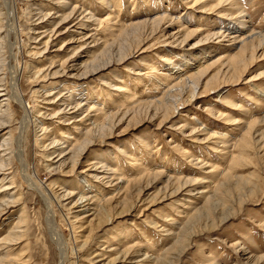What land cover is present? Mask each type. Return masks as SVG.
Listing matches in <instances>:
<instances>
[{
    "label": "rangeland",
    "instance_id": "obj_1",
    "mask_svg": "<svg viewBox=\"0 0 264 264\" xmlns=\"http://www.w3.org/2000/svg\"><path fill=\"white\" fill-rule=\"evenodd\" d=\"M4 1L0 0V17ZM104 1L107 2L66 0V3L60 4V0H11L14 15H17L15 29L19 45L16 53L21 93L33 110L26 130L30 173L37 177L42 190L54 198L53 217L68 248L66 264H107L115 257L117 248L130 250L133 258L137 259L132 263L119 259L114 264H143L136 261L144 259L146 254L156 258L166 256L176 261L175 264H264V43L253 47L256 49L255 60L249 64L250 54L246 52L243 56V46L239 41L252 32L264 34V0H236L237 4L232 7L231 2H227L224 8L218 10L216 5L220 0H202L195 5L196 0H113L108 4ZM74 8V13L62 21V15H68ZM234 8H239L243 14L240 17L219 14L233 13ZM168 16L180 22L162 21L158 28L161 31L156 30L155 33L147 27L118 36L119 30L125 27ZM107 18L111 19L110 26L99 25L100 20L106 21ZM80 21L82 23L78 25ZM187 27L195 34L184 41L188 32L180 30ZM221 30L226 32L224 36L211 35L207 38L209 34ZM234 33L241 37H232ZM115 38L114 44L112 41ZM48 39L50 45L41 55L32 53L43 50L46 45L39 42ZM139 39L143 43L135 49ZM106 44H114L113 58L100 55ZM61 47L63 50L60 51ZM130 50H133L131 54ZM118 51L129 55L122 57ZM3 52L0 53L1 60ZM231 54H241L248 63L246 73L237 83L230 82L226 69V58ZM71 55H75L76 61L66 68V74L61 72L56 76L52 73L42 83V78L33 81L36 69L51 66L49 70L52 72ZM179 56L192 59L187 70L190 75L203 73V67L208 69L194 82L199 84L196 93L207 89L210 93L196 95L189 102V87L183 89L176 86L178 77L183 74L182 68H185V62ZM94 57L96 60L101 58V61L111 58L106 65L111 64L110 68L85 78L79 77L85 66L93 65ZM166 58L171 59L173 65H167L168 62L163 61ZM121 59L124 60L119 61ZM53 61L55 63L51 65ZM152 64L158 73L167 74V77L160 74L155 78L156 84L149 81L153 77L147 74ZM4 74L0 69L2 93L8 88ZM105 81L107 87L104 86ZM118 87L137 94L136 100L142 99L146 93L150 97L147 100L154 96V100H158L166 94L168 102L182 103L167 120L162 116L153 118V112L148 113L143 107L131 111L119 121L122 114L117 111L124 109L119 105L127 104L128 95L120 92ZM218 89V92L212 91ZM86 91L95 93L99 100H85ZM34 92H39V95L34 96ZM69 97L74 103L66 100ZM82 100L88 103L77 110L79 106L76 102ZM183 101H186L185 105ZM4 102L1 105H6L7 102ZM89 104L95 106L91 111ZM75 108L77 112H72ZM101 108L110 116L106 125L113 119L115 121L112 134L108 131L104 139H97L98 142L96 140L87 147L77 157L79 163L71 171L73 159L69 146L73 136H80L73 127L86 133L87 127H93L92 121ZM2 109L5 110V107ZM20 110V106L15 104L13 113L17 114ZM221 114H228L231 120L224 119ZM20 120H14L12 129H16ZM233 120L236 121L233 123ZM43 128H47V132ZM194 128L197 130L193 131ZM205 129L210 132L209 135L217 133L219 137H227V146H235V154L241 151L244 154V159L234 167L233 178L228 181V193L224 181L230 157L221 154L225 145L220 138L215 145L206 139L209 135H205ZM65 133L70 137L67 140H71L68 143L63 139ZM6 136L9 137L4 134V129L0 130V143ZM53 139L60 142L50 144ZM8 152L0 150V154ZM132 158L139 160L140 167H134ZM199 161L215 165L218 176L210 173V168H201ZM103 165L106 169H98ZM141 171L146 174L161 173V176H151L137 184L138 190H133L129 193L132 196L127 198L125 187L129 183H122V178L127 181L134 177L140 179ZM97 175L101 177L99 180ZM14 176L16 182L11 183L13 187L9 193L0 194V199L4 198L0 202V242L9 233L23 236L11 245H2L0 258L5 257L7 261L18 264H57L58 251L46 227L47 208L34 189L21 185V178L16 172ZM14 176L11 173L7 180L0 181V185H9ZM1 177L2 174L0 180ZM178 180L189 181V184L176 196L162 199L166 192L174 189ZM85 181L92 184L90 189L94 194L100 190L103 193L100 196H114L112 204L117 212L134 202L138 204L137 208L99 229L98 220L93 219L96 198L94 203L85 199L77 202L84 191ZM220 184L221 188L216 191L215 186ZM155 197L157 203L150 205L148 201ZM208 200L211 201L210 207L215 201L222 202L218 215L221 217L219 211L224 209L229 217L214 230H205L206 221L195 224L188 233L192 236L189 248L179 254L177 246L180 238L177 240L176 235L182 232L189 216L204 210L203 214L207 213ZM21 216L25 217L26 223L19 225ZM75 216L80 222H76ZM166 219L177 220L178 224L171 227V221L165 222ZM152 220L158 223V227H153ZM168 228L175 233L167 235ZM91 230L95 236L93 239L90 238ZM89 238L92 240L89 246L80 249ZM138 246H141V251Z\"/></svg>",
    "mask_w": 264,
    "mask_h": 264
},
{
    "label": "bare ground",
    "instance_id": "obj_2",
    "mask_svg": "<svg viewBox=\"0 0 264 264\" xmlns=\"http://www.w3.org/2000/svg\"><path fill=\"white\" fill-rule=\"evenodd\" d=\"M65 1L66 0H60V4H63ZM110 1H113V0H107V2H105V1L104 2H105V4H108V2H110ZM197 1L201 3L202 0L194 1L193 5L197 4ZM205 1H207V0H203V2H205ZM4 2L5 3H4L3 8L1 9L2 13H1V17H0V53L2 51H4L2 53L3 54L2 55L3 59L2 60L0 59V63L3 64L2 66H0V69L3 70V73H5L4 75H6L5 79L7 80L8 88H7V90H6V88H5V90H3L5 94L2 93V90H0V108H1V110H0V113H1L0 114V130L4 129V134L9 135V137L6 136V138H4V140L0 143V146H1L0 150L1 151L2 150L3 151H5V150L8 151L9 150V152L0 154V174H2V177H1L0 181L7 180L8 175H11V173H12V176H14L15 172H16V175H18L21 178V185L26 186L28 188H32L39 194L40 199L43 201L44 206H46V208H47V212H46V227H47V231H48V233L50 235V238L53 241V243L55 244V247L57 248L56 250L58 251V261H57L58 263L57 264H66V262L69 259L68 248H66L67 246L65 247V243L66 242L64 243L63 236L61 234H59V231L57 229V226L55 224V220H54V217H53V215H54L53 214V212H54V210H53L54 209V205H53L54 204V200L53 199L54 198H52L48 192L42 190V187L39 184L37 177L33 176L30 173V165H29V162H28L29 161L28 160L29 159L28 158V150H26V147H27L26 146L27 145V143H26V140H27L26 132L27 131L26 130H27V127H28V123L31 120L30 115L33 112V110H32V107H30L29 104H27L25 102L24 95L21 93V87H20V81H19V75H18L19 74L18 70H20V69L17 67L18 66V64H17L18 60H17V53H16V49H17V47L19 45L18 44L19 40H18V37H17L18 34H17L16 29H15L16 28V24H15L16 20L15 19H16L17 15L16 16L14 15V9H13L14 5L12 6L11 0H5ZM227 2H231V7L233 5H235V4H237L236 0H220L218 2V4L216 5V7H217L216 10L224 8L223 6ZM238 9L239 8H234L233 10H235V12L230 13V14H228V13H219V14L221 16L230 15L231 17H240L243 14V12L238 10ZM74 11H75V8L68 15L67 14H63L62 18H61L62 21L67 19L68 17H70L74 13ZM209 11H212V10H209ZM88 21H89V19H88ZM110 21H111V19H109V18H107L106 21L100 20L99 21V25L107 24L108 26H110ZM162 21H164L165 23L170 21V23H172L173 21H176V20H174V17H171V16L164 17V18L157 17V18H155V19H153L151 21L143 22V24H141V25L133 24V25H130L129 27H125L124 29L119 30V32H118L119 35L118 36L123 35L124 32L128 33V32H131L133 30H140V29L147 28V27H150L152 29V31H153L152 33H155L156 30H160L161 31V28L160 29H158V28L160 27V24H161ZM179 22L180 21L178 19V22L176 21V23H179ZM80 23H82V21H80L78 23V25ZM81 26H84V25H81ZM181 26H183V25H181ZM129 29H131V30H129ZM112 31H113V29L111 30V33H112ZM184 31L188 32L187 35L184 36L185 37L184 41H186L187 38H189L190 36L195 34V33H193V31L188 29V27L187 28H183L182 30H180V32H184ZM45 32H48V31H45ZM198 32H200V31H198ZM52 33H53V31H52ZM152 33H150V34H152ZM225 34H226V32L222 33V30H221V31H217L216 34L215 33L214 34H209L207 38L212 37L211 35L224 36ZM256 34L257 33H253L252 32V34H250L249 36L246 35V36H243V37H241L240 35H236V33H234V35H232V37H241L240 40H239L241 42L242 46H243V50H241V52H242L243 56H246V52H249L248 53V54H250V58H249L250 62H249V64L252 61L255 60L254 51L256 49H254L253 47L256 44H258L260 46L261 44L264 43V34H261V33L258 34V35H256ZM163 36H166V35H163ZM47 37H48V35H47ZM50 38H51V35H50ZM84 38L87 39L86 35H85ZM236 39H238V38H236ZM49 40L50 39L41 40L39 43L44 42L45 45H46L45 48L43 50H39V51L35 50L32 53L35 54V55L36 54L41 55V52H43L45 49H47L49 47V45H50ZM115 40H116V38L112 41L114 44L116 43ZM142 43H143L142 39H139L138 40V44L136 45L135 49L139 48V46ZM114 44H112V45H109V44L107 45L106 44L103 47V51L104 52L101 53L100 55H102V56L103 55H110V57H111L114 54V51H115ZM60 49H62V47L59 48V50ZM132 51L133 50H130L129 54H131ZM117 53L119 55H122V57H125L126 55H129V54H126L123 51H121V52L118 51ZM113 57L114 56H112L111 58H113ZM179 57L181 59H183V61L185 62V65H184L185 68L184 69L182 68L183 74H180V76L178 77L179 81H178V84L176 83V86L182 87L183 89L189 87L188 92L190 91V94H191L189 99H188L189 102L191 101V99L193 100V97L196 96V95H200V94L203 95L205 93H210L211 91L209 89H207L203 93H200V91L198 93H196L195 90L199 88V84L194 82V81L199 80V78L203 75V73L206 72L208 69L203 67L205 70L203 68L200 69V70H204L203 73H200L201 72L200 71L197 75H194V74L190 75L189 72H187V70H188L190 62H191L190 60H192V59L191 58L187 59L184 56H179ZM94 59H95V57H94ZM110 59H106L104 61H101V58H98L97 60L95 59L96 61L93 60V65L90 66V67L89 66H85L84 72H82L83 74L81 76H79V77H81V78L84 77L85 78L89 74L90 75L91 74H96V72L99 73L101 70H104V68H106V67L110 68L109 66H111V64L106 66L107 64L110 63V62H108V60H110ZM226 59H227L226 69L228 70V74L230 76V82L231 83L240 82L239 80L242 78L243 74L246 73V70H247V67H248L247 66L248 63L245 62L244 59H242L241 54H237L236 56H233L231 54ZM122 60H124V59H121L119 61H122ZM74 61H76L75 55H71L70 57H68L66 60H64L61 63L59 69H55L52 72H51V70H49L51 66H49L47 69H44V68L36 69L35 68L36 71H35V73H33V74H35V76H34L35 80H33V79L32 80L35 82V81H38L39 78H42L43 79V80H41V83H42V82L46 81L47 77L49 75H51L52 73H53V75H56V76L60 75L61 72L66 74V70H67L66 68H69L70 67L69 65L72 62H74ZM119 61H116V62H119ZM163 61L164 62H168L167 65H173L172 60L169 59V58H166ZM54 63H55V61H53L51 63V65L52 64L54 65ZM71 67H72V69H74L73 66H71ZM151 67L152 68H151L150 72L147 73V74H148L149 77L152 76L153 80L151 78H149V81L155 83L154 79L158 78V76H161L162 74H163V76L167 77V74L164 75V73H161V72L158 73V71L155 70L153 64H152ZM226 76H227V73H225V78H226ZM223 80H225V79L223 78ZM2 82H3V80H2ZM190 82H192V85L190 84ZM220 83H225V82H220ZM105 84H107L106 81L104 82V86L107 87ZM160 85H163V84H160ZM4 86L5 85H3V88H4ZM0 87H2V86H0ZM42 87H45V86L42 85ZM118 90L120 92H124L126 95H128L126 97L127 98V100H126L127 104L123 103L122 105H119V108H121V107L124 108V109H122L120 111H117L118 114L119 113L122 114V117H121V119H119V121L122 120L123 118H125L127 114H130L131 111H135L137 108L140 109V108H143V107H145L147 109L146 111L148 113L149 112L150 113L153 112V118L155 116H157V117H161L162 116L164 120H167V119H169V117L172 116V114H174V111L177 108H179L180 104L182 103V102H177V103L172 104V103L168 102L165 99L166 98L165 97L166 94L161 95L158 100H154L155 96L152 97L150 100H147L150 97H149V94L146 93L145 96L142 97V99L140 98V100L139 99L136 100L137 99L136 98L137 94L135 95L134 93H132L131 91L130 92L127 91V89H124L123 87H118ZM219 90L220 89L212 90V91L218 92ZM81 92L79 93L80 95L82 94ZM33 94H34V96L35 95L37 96V95H39V92H34ZM84 94H85V98H84L85 100L86 99L87 100H95V101L99 100V97L95 93L90 94L88 91H86V93H84ZM48 95H52V94L49 93ZM3 97H6L7 99H5ZM4 100L7 102L6 105H1V104H3ZM66 100L72 101V100H70V97L66 98ZM85 100L76 102V106H79L77 108V110L82 109V107H81L82 104L88 103ZM180 101H182V99ZM186 101H183L184 105H185ZM226 102L229 105H231L230 104L231 102L229 100H226ZM50 103H52V102H50ZM106 103L108 104V102H106ZM15 104H18L20 106V108H21L20 112L17 113V114L13 113ZM2 107H5V110L2 109ZM94 107H95L94 104H89V110L90 111L93 110ZM238 107L241 108L240 106H238ZM77 110L75 108L72 112H75V111L77 112ZM220 116L223 117L226 120H231V117L228 114L227 115L221 114ZM109 117H110L109 114L103 112V108H101L100 113H97L96 116L94 117V121H92L93 122V127L92 128L91 127H89V128L87 127L86 128V133H84V131L81 132L80 129H77L76 126L73 127V129L80 136L79 137H74L73 136V142L71 143L72 145L69 146L70 147V149H69L70 152L69 153H71L70 157H72V159H73V165L71 167V171H73V169H75L76 165L79 163L78 158L80 157V155L83 153V151L87 147H90L92 145V143L95 142L97 139H99V141L104 139V137H106L105 135L109 134L108 131L110 132V134H112V131H113L112 127H113V124H114L115 121L113 122L114 119L112 118L113 119L112 123L106 125V123H107L106 121L109 119ZM116 118H118V117H116ZM16 119L17 120L21 119V120L17 124L16 129H12L13 127H11V126L14 123V120H16ZM234 121H236V120H233L231 122L234 123ZM74 122H76V121H74ZM162 122L163 121H161L160 123H162ZM231 122H225V123L233 124ZM235 123H238V122H235ZM6 128L8 130H5ZM43 129L45 130V132H47V128H43ZM196 130H197V128L193 129V131H196ZM203 132L205 133V135H209L210 134V132L207 129H205ZM68 138H70V137H68V135L65 133L63 135V139H65V142H67V143L71 141L70 139L67 140ZM219 138L222 140L221 143H223V145H225L224 146L225 148L221 152V154L224 155L225 157L226 156L230 157V159H229V164L230 165H229V168L227 169V172H226V175H225V181H224L226 183L225 184L226 187H227L226 191L228 193L229 192L228 181L233 178L234 167L237 164H239L244 159V154H243L242 151L238 152V154H235L236 147L235 146L234 147L227 146L229 144L227 137H223V136L219 137V136H217V133L209 135V138L207 137L206 139L208 141L210 140V141L214 142L213 144L215 145V144H217L216 140H219ZM55 142H60V140L53 139L50 144H54ZM97 142H98V140H97ZM38 144L39 143L37 142V145ZM52 148H53V146H52ZM123 153L126 154V151H123ZM5 154H8L9 157H5L6 156ZM132 159H133L132 162H134L133 163L134 167H136V168L140 167L139 160H137L136 158H132ZM100 164H102V163H100ZM199 166L201 168H210L209 172L215 174V176H218L216 174L219 171L217 170V167L215 165H210V164L206 165V163L204 164V161H199ZM1 169L2 170H6V171H10V172H6V171L3 172L2 171L3 173H1ZM98 169H106V168H105V165H103L101 168H98ZM222 170L226 171V168H223ZM6 174H8V175H6ZM139 174L141 175L140 179H137V177H134L132 180L127 181L126 179L122 178V180H123V181H121L122 183H124V184L129 183L125 187L126 188L125 191L128 193L127 194V198H128V196H132V195H129V193H132L133 190H138L136 188L137 184H140V183L144 182L145 180H147L151 176H153V177L161 176V173H155V174H148L147 173L146 174L145 171H141ZM220 175H222V174H220ZM100 178L97 175L96 179L99 180ZM120 178L121 177L119 175V180H120ZM221 178H223V176H221ZM15 182L16 181H15V176H14V177L11 178V182H10L9 185H7V184L0 185L1 186L0 187V194H2V192L9 193L8 191L13 187L11 185V183H15ZM176 182H177V185L174 186V189H171L170 191L166 192L165 195L162 197V199H164L165 197L176 196L177 194H179L181 192L182 188L184 189V187L189 184V181L188 182H182L181 180H178ZM84 184H85L86 187L83 186V190L84 191H82V193L80 194L77 202L79 200H81V202H83L85 200L88 201V200H93V199L96 198V200H97L96 203H94V200H93V203L95 204V208L93 209V219H97L98 220L97 227L99 229L103 228L104 225H106V224L114 222L115 219H117L118 217H121V216L129 213L131 210L137 208L138 204L136 202H134L133 204H131V203L128 204L127 208H124V209L120 210L119 212H117V210L113 207V204H112L113 202H115L114 201L115 200L114 196H111V195H108V194L104 195V196H100V195L103 194V193H101L100 190H99V192L96 191L97 193L94 194V191H92L90 189V187L91 188L93 187L92 184H90L89 181H85ZM221 185L222 184H220L219 187L215 186L216 191H218L221 188ZM121 187L122 186H120V189H121ZM191 191H189V192H191ZM141 192H142V190L140 189V193ZM206 192L207 191H205L202 194L204 195ZM140 193H138V194H140ZM214 195L215 194H212L211 196H214ZM2 200H4V198H1L0 202ZM138 200H140L139 197H138ZM138 200H137V202H138ZM156 200L157 199L155 197V198L150 199L148 202L150 203V205H153V204L157 203ZM126 201H127V199L125 200V203H126ZM209 202H210V205H209L207 213L203 214L204 211H205L204 210L203 212H197L196 214L193 215V217H191V216H189L187 214L189 216V218H188V220L186 222V225H184V228L181 230L182 232L178 233L176 235V239L177 240L180 238L178 240V246H177V250H179L178 251L179 254L183 253L187 248H189V245H190V242H191L190 238L192 236L190 234H188V233L190 232L189 230H192V228L194 227L195 224L203 222V221H206V224L204 226L205 230L206 229L214 230V229H216L218 227L217 225L219 223L221 224L223 220H225V219H227L229 217L228 212H226V210H224V209H221L219 211L221 213V217H219V215H218V209L221 208V206L223 205L222 202L215 201V204H214L213 207H210L211 206V201L208 200V203ZM189 203H192V201H189ZM187 209H190V208H187ZM182 213H185V212H182ZM75 217H76V222H77L79 220L78 219L79 217L78 216H75ZM24 218L25 217H23V216L20 217L19 225H22V224L26 223ZM167 218H169V217H167ZM78 222H80V221H78ZM165 222H170L171 224L169 226H171V227H175L178 224L177 220L166 219ZM151 223L153 224V227H158V223L155 220H152ZM185 228H187L188 230L185 231ZM166 233H167V235H170V234H173L175 232H174V230L168 228L166 230ZM22 236H23V234H20V235H17V237H16V235H13L11 233L5 235V237L2 238L3 239L1 241L2 243L0 242V248L5 243H8V245L13 244L14 242L20 240ZM94 237L95 236H94V234H93V232L91 230L90 238L93 239ZM91 239L88 240V241H84V243L81 246L82 248H80V249H86L89 246L90 241H92ZM138 247H139L138 249L140 250L141 246H138ZM152 249H154V247H152ZM140 251H138V252H140ZM114 255H115V257L113 259H111V261H109V263H107V264H114L119 259H123L125 261H128V262L132 263V261L137 259V258L134 259L133 255H131L130 250L128 251L127 249L121 250V249L117 248L115 250V252H114ZM151 256L152 255L147 256V254H146L144 259L138 260V261H136V263L143 262V264H144V262H149V261L152 262L153 264H175L176 263V261H174L173 259H168V257H166V256H162L161 258H156L155 256H152V257ZM146 260H148V261H146ZM0 264H18V263L16 261H7L5 259V257H3V258H0ZM212 264H216V262H213Z\"/></svg>",
    "mask_w": 264,
    "mask_h": 264
}]
</instances>
